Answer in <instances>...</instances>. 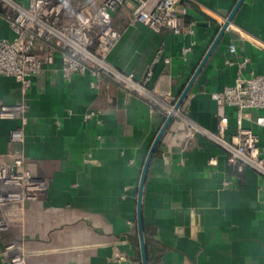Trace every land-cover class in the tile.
<instances>
[{
	"label": "crops",
	"instance_id": "0c3cea01",
	"mask_svg": "<svg viewBox=\"0 0 264 264\" xmlns=\"http://www.w3.org/2000/svg\"><path fill=\"white\" fill-rule=\"evenodd\" d=\"M238 1L181 0L177 11L193 32L176 34L129 26L138 2L129 0L115 19L123 36L109 61L141 81L153 71L150 88L160 85L178 101ZM11 37L0 17V41ZM253 75L264 76V0H244L182 106L187 121L174 120L157 149L143 199L150 264H264V175L250 167L238 174L223 147L191 135L192 124L218 133L213 95ZM92 79H67L60 60L27 91L0 76V105L24 108L0 118V165L18 152L49 182L22 208L0 205V224L9 225L0 228V264H143L138 190L166 115L107 79L93 89ZM90 112L96 116L87 118ZM225 113L231 140L238 110ZM251 115L243 124L264 147L256 123L264 111ZM19 127L25 140L13 143L10 132Z\"/></svg>",
	"mask_w": 264,
	"mask_h": 264
},
{
	"label": "built area",
	"instance_id": "2783aa9c",
	"mask_svg": "<svg viewBox=\"0 0 264 264\" xmlns=\"http://www.w3.org/2000/svg\"><path fill=\"white\" fill-rule=\"evenodd\" d=\"M181 0H138L128 25H146L157 32L171 30L176 34L193 32L186 25L184 16L178 13ZM129 0H0V17L9 24L11 38L0 41V76L14 77L24 91L32 88L34 78L39 77L46 66H54L60 60L61 70L71 80L75 75H90L91 87L98 89L100 81L107 79L128 94L149 100L162 111L166 118L173 114L174 120L187 118L182 108L175 110L168 91H159L157 85L150 88L153 71L144 80L134 73H124L114 67L109 57L123 36L115 26V19ZM190 49H185L187 53ZM236 52V47H231ZM170 60L167 59V62ZM220 108L218 133H211L192 124L193 132L202 133L225 149L229 164L240 174L245 168L255 169L264 175V147L258 134L244 126L251 119V111H264V76L253 75L239 80L234 86L215 93ZM226 107L238 110V132L229 140V118ZM21 105H0V118L12 119L23 111ZM95 112L87 118L95 117ZM256 123L264 127V116ZM23 127L10 132L13 143L25 140ZM34 162L20 153H14L10 164L0 165V205L19 206L39 198L47 189V179L41 178L33 168ZM211 164H217L213 159ZM21 259L18 258L17 262ZM119 261L126 262L125 254Z\"/></svg>",
	"mask_w": 264,
	"mask_h": 264
},
{
	"label": "water",
	"instance_id": "95a60500",
	"mask_svg": "<svg viewBox=\"0 0 264 264\" xmlns=\"http://www.w3.org/2000/svg\"><path fill=\"white\" fill-rule=\"evenodd\" d=\"M244 0H239L237 5L235 6L233 12L231 15L228 17L227 21L223 25L222 29L220 30L218 36L216 37L215 41L211 45L210 49L208 50L207 54L205 55L204 59L200 63L199 67L197 68L196 72L192 76L191 80L189 81L188 85L186 86L185 90L183 91L182 95L178 99L175 110H179L182 108L183 104L187 100L189 94L191 93V90L197 81L199 75L201 74L202 70L204 69L205 65L209 61L210 57L212 56L214 50L220 43L223 35L229 28L230 24L232 23L236 13L238 12L239 8L243 4ZM174 122V115L171 114L169 115L162 128L158 132L151 149L148 153L147 159L144 164L140 184H139V190H138V209H137V223H138V232H139V238H140V246H141V253H142V261L143 264H150L149 263V253H148V247H147V242H146V237H145V223H144V211H143V199H144V192H145V186L147 183V179L149 176L150 168L152 161L155 157V154L157 152V149L159 145L161 144L163 138L165 137L166 133L168 132L169 128L171 127L172 123Z\"/></svg>",
	"mask_w": 264,
	"mask_h": 264
},
{
	"label": "rangeland",
	"instance_id": "374dc122",
	"mask_svg": "<svg viewBox=\"0 0 264 264\" xmlns=\"http://www.w3.org/2000/svg\"><path fill=\"white\" fill-rule=\"evenodd\" d=\"M25 1H27V0H25ZM38 173V175L41 177V178H44V179H47L46 177H44V176H42L39 172H37ZM48 188H49V182H48V186H47V189L46 190H43L42 191V194L40 193V192H38V195H39V198L38 199H40L42 196H44V194H46L47 193V191H48ZM35 201V200H34ZM29 202H33V201H27L26 203H24V204H20L19 206H13V207H24L27 203H29ZM2 207L3 206H5V205H1ZM0 228L1 229H8L9 228V225H8V223H7V225H4V224H0Z\"/></svg>",
	"mask_w": 264,
	"mask_h": 264
},
{
	"label": "bare ground",
	"instance_id": "6f19581e",
	"mask_svg": "<svg viewBox=\"0 0 264 264\" xmlns=\"http://www.w3.org/2000/svg\"><path fill=\"white\" fill-rule=\"evenodd\" d=\"M20 262L22 263V260L18 261V263H20Z\"/></svg>",
	"mask_w": 264,
	"mask_h": 264
},
{
	"label": "trees",
	"instance_id": "16d2710c",
	"mask_svg": "<svg viewBox=\"0 0 264 264\" xmlns=\"http://www.w3.org/2000/svg\"><path fill=\"white\" fill-rule=\"evenodd\" d=\"M146 239H147V237H146Z\"/></svg>",
	"mask_w": 264,
	"mask_h": 264
}]
</instances>
